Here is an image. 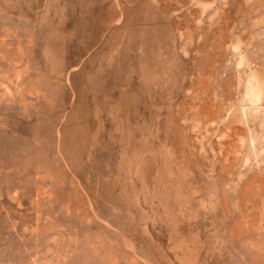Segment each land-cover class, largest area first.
<instances>
[{
    "label": "rangeland",
    "instance_id": "obj_1",
    "mask_svg": "<svg viewBox=\"0 0 264 264\" xmlns=\"http://www.w3.org/2000/svg\"><path fill=\"white\" fill-rule=\"evenodd\" d=\"M0 264H264V0H0Z\"/></svg>",
    "mask_w": 264,
    "mask_h": 264
}]
</instances>
